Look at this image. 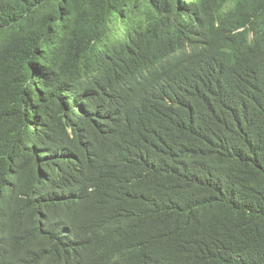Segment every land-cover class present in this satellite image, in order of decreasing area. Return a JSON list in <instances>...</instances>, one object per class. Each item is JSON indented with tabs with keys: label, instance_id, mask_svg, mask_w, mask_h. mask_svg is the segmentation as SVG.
<instances>
[{
	"label": "trees",
	"instance_id": "16d2710c",
	"mask_svg": "<svg viewBox=\"0 0 264 264\" xmlns=\"http://www.w3.org/2000/svg\"><path fill=\"white\" fill-rule=\"evenodd\" d=\"M106 254L264 264V0H0V264Z\"/></svg>",
	"mask_w": 264,
	"mask_h": 264
},
{
	"label": "clouds",
	"instance_id": "9594fccd",
	"mask_svg": "<svg viewBox=\"0 0 264 264\" xmlns=\"http://www.w3.org/2000/svg\"><path fill=\"white\" fill-rule=\"evenodd\" d=\"M93 152L94 151L90 148L88 154L92 156ZM89 157H83L80 154H76V155H70L68 158L70 161L73 162V165L75 167L84 168L89 165V161H90L88 159ZM69 177H70V183L67 184L64 188H62L59 191L58 196L64 197L66 199L70 196L71 193H74V194H78L81 196V201L77 203L79 205V207L76 208L78 210V212L76 213L77 217L72 222L73 226H69V230H68L69 234L66 233L67 236L70 238L76 237L78 235L79 237H82L84 234L82 232V229H85V228H88L90 230H98V229L100 231L104 230L105 228L103 227V224L100 223V220L98 219V216L95 213V206L97 204L96 201L88 197L86 191L83 193V189L77 185L76 180L74 179V177H72V175L70 176L69 174ZM94 191H95V188L90 189V192H94ZM118 198L119 197L113 198V201L120 199ZM92 210H93V213H92ZM52 228H59V224L54 223ZM107 257L114 258L115 264H120L121 262V258H118L111 254L103 255L101 258L105 262Z\"/></svg>",
	"mask_w": 264,
	"mask_h": 264
}]
</instances>
